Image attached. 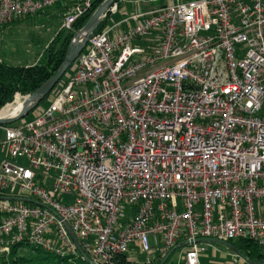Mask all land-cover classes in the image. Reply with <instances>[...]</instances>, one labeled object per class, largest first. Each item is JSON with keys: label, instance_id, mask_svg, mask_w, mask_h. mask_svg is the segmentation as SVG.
Here are the masks:
<instances>
[{"label": "built area", "instance_id": "built-area-1", "mask_svg": "<svg viewBox=\"0 0 264 264\" xmlns=\"http://www.w3.org/2000/svg\"><path fill=\"white\" fill-rule=\"evenodd\" d=\"M91 1L0 0V27L64 2L69 30ZM140 2L117 21L114 3L48 104L0 125V254H79L67 225L96 264L264 246V0Z\"/></svg>", "mask_w": 264, "mask_h": 264}, {"label": "trees", "instance_id": "trees-1", "mask_svg": "<svg viewBox=\"0 0 264 264\" xmlns=\"http://www.w3.org/2000/svg\"><path fill=\"white\" fill-rule=\"evenodd\" d=\"M103 1L104 0H92L88 12L78 18L69 30L60 28L32 65L12 66L0 61V110L11 104L17 95L21 97L31 95L57 72L74 35L87 23L92 13ZM115 3L118 6V11L125 8L124 5L128 7V5L122 3V0H116ZM53 7L57 10V14L62 18L65 11V3H58ZM124 13H127V11L123 12L121 15ZM107 18L108 16L99 22L93 33H97L104 28L107 24ZM16 20L17 19L12 23H15ZM72 67L68 69L58 84L63 80L65 75L71 71ZM229 243L232 244L246 260L257 264H264V246L247 238H239L229 241ZM177 244L180 245V247H186L184 240H180ZM224 251L227 253H233L228 248H224ZM170 257L171 255L166 260L165 264H170ZM162 258L163 256L155 255L152 264H158ZM0 264L88 263L79 254H66L65 256L60 257L54 253L40 248H34L27 244H16L10 248L9 253L0 254ZM113 264L134 263L129 261L126 255H122L115 258Z\"/></svg>", "mask_w": 264, "mask_h": 264}, {"label": "rangeland", "instance_id": "rangeland-1", "mask_svg": "<svg viewBox=\"0 0 264 264\" xmlns=\"http://www.w3.org/2000/svg\"><path fill=\"white\" fill-rule=\"evenodd\" d=\"M134 1L135 0H122V3L128 5V7L124 5L125 8L120 9L119 13L112 17L113 21L121 19V14L125 11H127L128 14L131 13L136 6ZM169 1L170 0H143V2H140L139 4L143 9H155L163 6ZM57 13L58 12L54 7H50L36 15L29 16L28 18H19L15 23L11 22L10 24L1 26L0 60L12 66H28L35 63L38 56L47 47L49 42L53 39L56 32L61 27L62 18ZM107 22H109V17L107 18ZM71 72L72 70L65 75L60 83H64L71 75ZM25 99L26 97L17 96L11 104L6 106L9 109L7 113H10L16 106L22 104ZM49 100L50 94L35 107L34 111L46 106ZM30 113L24 118H28ZM2 117L6 118L8 116L5 115ZM0 137H2L1 130ZM19 163H22V161L20 160ZM71 201L72 198L70 196H65L62 199V203L64 204L71 203ZM202 245L206 250L202 256L203 258H206L205 261H203V264L228 263L229 256L228 253L224 251V248L226 247L220 244L208 242L202 243ZM214 251H218L219 254H215ZM184 252V247H180L175 250L171 254L169 263L184 264ZM126 257L134 264H142V255H139L134 250L128 252Z\"/></svg>", "mask_w": 264, "mask_h": 264}, {"label": "water", "instance_id": "water-1", "mask_svg": "<svg viewBox=\"0 0 264 264\" xmlns=\"http://www.w3.org/2000/svg\"><path fill=\"white\" fill-rule=\"evenodd\" d=\"M116 0H104L92 13L87 23L74 35L73 39L71 40L70 44L68 45V48L66 50L63 62L57 72L48 80L46 81L40 88H38L34 93L27 96L26 99L22 103L21 109L18 111L16 116L13 117H7V118H0V125H10L14 122H17L24 117H26L32 110L35 109V107L43 101L51 91L54 89V87L58 84V82L61 80V78L64 76V74L72 67L74 62L77 59L78 54L85 48L88 39L91 34H93L94 30L98 26L99 22L102 19V16L109 10V8L115 3ZM56 115V114H55ZM10 200H15L16 198H7ZM22 201L30 204H39V202L31 200V199H25L20 198ZM67 231L68 234L73 242V244L76 247V250L78 251L79 255L88 263V264H96L93 261L89 259L87 254L83 251L81 248L78 240L74 236L73 232L67 225ZM216 243L223 245L224 247L231 250L234 254H236L239 258H241L243 261L249 264H257L250 262L246 260L240 252L229 242L216 240V239H204L199 238L194 241L196 244H202V243ZM191 244V242H186L185 246ZM178 248H180V245H175L172 247L161 259V261L158 264H165L166 260L169 258V256Z\"/></svg>", "mask_w": 264, "mask_h": 264}, {"label": "bare ground", "instance_id": "bare-ground-1", "mask_svg": "<svg viewBox=\"0 0 264 264\" xmlns=\"http://www.w3.org/2000/svg\"><path fill=\"white\" fill-rule=\"evenodd\" d=\"M21 107H22V104H19L10 113H7L9 110L8 107L3 108L2 110H0V118H3L2 116H5V115H7L8 117L14 116L21 109Z\"/></svg>", "mask_w": 264, "mask_h": 264}, {"label": "crops", "instance_id": "crops-1", "mask_svg": "<svg viewBox=\"0 0 264 264\" xmlns=\"http://www.w3.org/2000/svg\"><path fill=\"white\" fill-rule=\"evenodd\" d=\"M0 61H1V60H0ZM1 134H2V132H1ZM0 161H1V155H0ZM214 253H215V254H216V253L219 254L218 251H214ZM214 253H213V254H214ZM205 259H206L205 257H204V258H203V257L201 258V262H202V264H203V261H205Z\"/></svg>", "mask_w": 264, "mask_h": 264}]
</instances>
